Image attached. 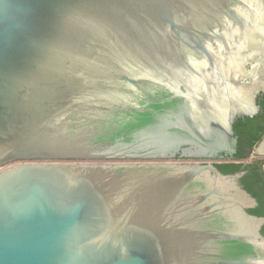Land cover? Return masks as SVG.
Returning a JSON list of instances; mask_svg holds the SVG:
<instances>
[{
    "label": "water",
    "instance_id": "obj_1",
    "mask_svg": "<svg viewBox=\"0 0 264 264\" xmlns=\"http://www.w3.org/2000/svg\"><path fill=\"white\" fill-rule=\"evenodd\" d=\"M263 92L264 0H0V264H264L238 176L174 161Z\"/></svg>",
    "mask_w": 264,
    "mask_h": 264
},
{
    "label": "flooded vegetation",
    "instance_id": "obj_2",
    "mask_svg": "<svg viewBox=\"0 0 264 264\" xmlns=\"http://www.w3.org/2000/svg\"><path fill=\"white\" fill-rule=\"evenodd\" d=\"M263 100L264 92L261 93L257 98L259 111L255 116L262 114V106L260 104ZM237 121L235 122V124L237 123ZM235 124L233 126V134H230L228 131L221 129L222 131H220L219 133L220 136H217L218 141L221 142L220 150L215 154L214 157L201 159H184L182 157L183 152H179L176 155L174 161H187L191 163L200 164L214 163L221 174L226 176H238L236 180L237 184L256 201L255 204L247 202L246 205L243 207L244 211L250 216H255L264 219V216H258L252 213V210H257L260 207V204L258 199L245 188V184H247L249 187L252 188L254 193L260 195V197L264 199V136L261 141L257 143L252 153L248 157L238 158L236 157L238 149L241 148V150L243 151L247 148V146L246 143L240 144V139L238 138L235 132ZM257 132L258 131L253 130L251 133L253 135H256ZM226 164H236L241 165V167L232 173H225L219 168V166ZM260 235L264 238V225H262V227L260 228Z\"/></svg>",
    "mask_w": 264,
    "mask_h": 264
},
{
    "label": "trees",
    "instance_id": "obj_3",
    "mask_svg": "<svg viewBox=\"0 0 264 264\" xmlns=\"http://www.w3.org/2000/svg\"><path fill=\"white\" fill-rule=\"evenodd\" d=\"M260 105L262 106V114L252 118L247 117L245 119H239L235 124V132L240 139V144L246 143L247 146V148L243 151L241 150V148L238 149V153L236 154V157L238 158L248 157L252 153L257 143L261 141L264 136V100L261 101ZM253 130L258 131L256 135H253L251 133ZM240 167L241 165L236 164H226L219 166V168L225 173H232ZM245 188L258 199L260 204V207L257 210H252V213L258 216H264V199L260 197V195L254 193L252 188L247 184H245Z\"/></svg>",
    "mask_w": 264,
    "mask_h": 264
}]
</instances>
